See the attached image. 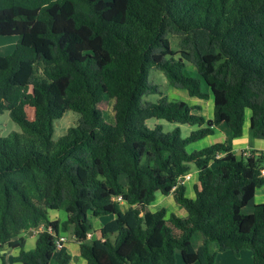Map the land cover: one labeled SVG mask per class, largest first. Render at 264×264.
Here are the masks:
<instances>
[{
  "label": "trees",
  "instance_id": "trees-1",
  "mask_svg": "<svg viewBox=\"0 0 264 264\" xmlns=\"http://www.w3.org/2000/svg\"><path fill=\"white\" fill-rule=\"evenodd\" d=\"M0 36L17 39L0 56V114L20 128L0 136V264L5 249L18 251L19 264H50L70 230L85 264H177L176 251L183 264H215L217 253L242 250L264 264V202L235 214L264 186V152L236 156L225 142L185 149L222 124L241 137L246 108L253 136L264 138V0H0ZM186 63L208 91L183 72ZM150 69L195 100L211 96L212 118L199 104L143 102L159 93ZM105 96L113 123L98 108ZM67 111L80 115L77 124L53 140ZM151 119L197 129L182 138L178 126L148 127ZM191 165L193 199L183 183ZM157 194L171 195L185 217L152 212ZM50 210L64 219L50 220ZM107 216L88 240L93 221ZM34 231L27 251L24 234ZM70 260L61 251L57 264Z\"/></svg>",
  "mask_w": 264,
  "mask_h": 264
},
{
  "label": "rangeland",
  "instance_id": "rangeland-1",
  "mask_svg": "<svg viewBox=\"0 0 264 264\" xmlns=\"http://www.w3.org/2000/svg\"><path fill=\"white\" fill-rule=\"evenodd\" d=\"M16 41H17V39L14 36H6V37L0 36V56L9 55L15 49ZM169 41H170V47H171V51H172L171 53L173 54L174 57H179V52H178V47L176 45V40L173 38H169ZM183 72H185L186 75L199 80L200 84H201V88L204 91H208L206 84L204 83L203 79L199 76V74L196 72L195 68L190 63L185 64V68H184ZM148 80L151 84H154L157 86L159 93L149 94L148 96H144L143 102L155 103L157 101H160V99L165 98L168 101H170V100L184 101L190 105L199 104L203 108V111H204V112H201V114L205 117L209 116L210 113H212V111H213V100H212L211 96L206 101H204V100L198 101L197 100L198 102H196V100L194 98H191L188 96V94L186 93L185 90L174 88V87L170 86L167 79L165 78L164 74L158 70L150 69L149 73H148ZM113 102L114 101L111 97L105 96L104 100L98 105L99 110L102 112L106 122H108V123L114 122ZM250 113H251V110L249 108H246V116H249ZM26 114H27V117L29 120L33 119L32 108L27 107L26 108ZM79 117H80V115L73 112V111L65 112L61 118H59L58 120H56L54 122L53 140H57L59 136L65 134V132L67 131L68 128L75 126L77 124ZM209 118L211 119L212 117H209ZM156 123L162 125L163 131H165V132L172 131L173 129H175L176 126H178L180 136L182 138H186L190 134V132L197 129L196 126L175 125V124L169 123L165 120L151 119V120L146 121V125L150 128L153 127ZM220 127L221 128H220V130H218L217 134L208 135L204 139H202V140H200L194 144H190L189 146H187L185 148L186 151L187 152H193L194 150H199V149H202V148L207 147L209 145H212L213 143H211V141H213L216 137L223 139V135L225 133H227L228 128L224 124L220 125ZM221 130H222V132H220ZM11 132L19 133L20 128L16 123H14L10 119L8 112L4 111L2 114H0V136H7ZM216 135H218V136H216ZM240 153L243 156H248L250 151L244 150V151H240ZM220 156H222V155H220ZM192 170H195L194 165H191V171ZM188 176H189V173L186 174V176L183 180V183ZM197 182L198 181H196L195 184H197ZM190 187H191V182H187L186 183V196L188 198L193 199L194 198V195L192 192L193 190ZM162 197L163 196H161L160 194H157L156 203L152 204L150 207V210L152 212H156V211L160 210L161 208H166L167 211L173 212L174 214H176L177 216H179L181 218L185 217L186 212L184 211L183 208H181L178 204H176L174 202L172 196H170L169 198L166 197L167 200L162 198ZM161 200H162V202L160 204H158ZM168 202H171V204L166 205ZM174 204H175V206L171 207ZM123 209H125V208H123ZM245 209L246 208H242L243 213H245ZM248 212H251V211H248ZM59 213L63 218L64 213L62 211H59ZM180 214H182V215H180ZM101 218L105 219V217H101ZM97 219L100 221V218H97ZM97 219H95V221H93L94 230L91 231V233H88L90 235L87 238L88 240H90L91 238H97L100 236V233H99L98 229L96 228L99 226ZM103 219L101 221H103ZM69 232L72 234L71 230ZM24 235H26V234H24ZM71 239H72V237H71ZM191 240L193 242V245L195 246L198 241L201 243V236L198 233H195ZM210 248L212 251L216 250L214 247V244H212L210 246ZM6 251H7V249H6ZM8 255H11V254L8 253ZM59 255H60V251L56 250L54 252L51 260H50V264H57V259H58ZM175 259H176L177 264H183L178 251L175 252ZM81 261H82V259L80 258V262ZM83 262L85 263V261H83ZM8 263L9 264H18V262H13L11 260V256L8 258ZM215 264H253L252 263V254H251L250 250H242L238 257L235 256L230 251L217 253V255L215 257Z\"/></svg>",
  "mask_w": 264,
  "mask_h": 264
},
{
  "label": "crops",
  "instance_id": "crops-1",
  "mask_svg": "<svg viewBox=\"0 0 264 264\" xmlns=\"http://www.w3.org/2000/svg\"><path fill=\"white\" fill-rule=\"evenodd\" d=\"M198 101L196 100V102H198ZM201 112H204L203 108L201 109ZM212 114H213V111H212V113H210L209 116H206V117L204 116V118L208 119L209 117H212ZM249 117H250V114H249V116H246V112H245V121H244V126H243V134H242L241 137L233 138L232 135H231V132L229 131V129H227L228 131H227V133H225L223 135V139L216 137L213 141H211V143H213V144L217 143V142H225V143H227L228 145L231 146L232 151H233V153L236 156H238L240 154V151H244V150H248V151L254 150V151H263L264 152V138L263 137H255V136H253L252 131H251L250 127H249ZM220 128H221L220 125L216 126L214 128L213 134H211V135L217 134V132H218V130H220ZM220 132H222V130ZM216 136H218V135H216ZM192 144H194V143H192ZM121 180L124 183V181H125V176L124 175H122ZM196 181H198V172L195 169V170H192L189 173V176L184 181V185L186 187V183L187 182H191V187L190 188L193 190V187H194ZM192 192H193V195H194V191H192ZM170 196L171 195L163 196L162 198L166 199V197L169 198ZM161 202H162V200L158 204H160ZM262 202H264V186L259 187V188H257L255 190L253 198L244 207V208H246L245 209V213L246 214L251 213L253 211L254 206L256 204L262 203ZM154 203H156V200H155ZM169 204H171V202H168L166 205H169ZM151 205L149 206V209H150ZM120 206H121V209L123 211H126L127 208H128V205L126 203H124V202H121ZM173 206H175V204L172 205L171 207H173ZM123 208H125V209H123ZM242 211H243L242 209L241 210H236L235 214H241V215L243 214L244 215L245 213H243ZM248 211H251V212H248ZM167 212H169V211H167ZM48 215H49V219L50 220H55V219L63 220L64 217H65V215H64V217L62 218V216L60 215L59 211H56V210L49 211ZM180 215H182V214H180ZM102 219L103 218H100V221L97 219V222L99 224V226L96 227L97 229L101 225H103L105 222H107L108 220L112 219V216H107V217H105V219H103V221H101ZM68 232L63 234L64 241L61 243V246L58 247L57 250H59L60 252L61 251H66L68 254H70L71 260H70L69 264H85L83 262V258L80 257L78 244L75 242V240L73 238V235L70 232L69 233ZM35 234H36V232L34 231V232L26 233V235H24V238H25V250L28 251V250H31V249L34 248ZM71 237H72V239H71ZM191 242H192V240H191ZM201 242H202V238H201ZM200 245H201V243L199 241L197 242V244L195 246L193 245V242H192V246H193V248L195 250L198 249ZM8 253H10L11 255H8ZM17 253H18V251L14 250V249H7V251L5 249L7 263H8V258L10 256L12 258L13 256L17 255ZM80 258L82 259L81 262H80ZM194 264H197V263H194Z\"/></svg>",
  "mask_w": 264,
  "mask_h": 264
},
{
  "label": "built area",
  "instance_id": "built-area-1",
  "mask_svg": "<svg viewBox=\"0 0 264 264\" xmlns=\"http://www.w3.org/2000/svg\"><path fill=\"white\" fill-rule=\"evenodd\" d=\"M246 155V154H245ZM250 153H249V155L248 156H244V157H246V158H249L250 157ZM261 174L262 175H264V169L261 171ZM121 198L120 197H117V200H120ZM90 235L89 234H87V238L89 237ZM64 241V237L63 236H61V237H59V239H58V241H57V247H60L61 246V243Z\"/></svg>",
  "mask_w": 264,
  "mask_h": 264
},
{
  "label": "clouds",
  "instance_id": "clouds-1",
  "mask_svg": "<svg viewBox=\"0 0 264 264\" xmlns=\"http://www.w3.org/2000/svg\"><path fill=\"white\" fill-rule=\"evenodd\" d=\"M87 238V237H86Z\"/></svg>",
  "mask_w": 264,
  "mask_h": 264
}]
</instances>
